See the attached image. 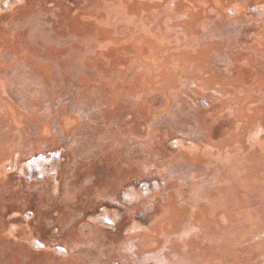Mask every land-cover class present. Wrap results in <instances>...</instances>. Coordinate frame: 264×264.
I'll use <instances>...</instances> for the list:
<instances>
[{"label":"rangeland","instance_id":"rangeland-1","mask_svg":"<svg viewBox=\"0 0 264 264\" xmlns=\"http://www.w3.org/2000/svg\"><path fill=\"white\" fill-rule=\"evenodd\" d=\"M0 264H264V0H0Z\"/></svg>","mask_w":264,"mask_h":264},{"label":"trees","instance_id":"trees-1","mask_svg":"<svg viewBox=\"0 0 264 264\" xmlns=\"http://www.w3.org/2000/svg\"><path fill=\"white\" fill-rule=\"evenodd\" d=\"M44 158V157H43Z\"/></svg>","mask_w":264,"mask_h":264}]
</instances>
